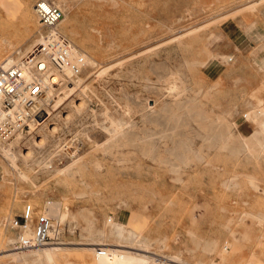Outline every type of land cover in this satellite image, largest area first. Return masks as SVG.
I'll list each match as a JSON object with an SVG mask.
<instances>
[{
	"label": "rangeland",
	"instance_id": "obj_1",
	"mask_svg": "<svg viewBox=\"0 0 264 264\" xmlns=\"http://www.w3.org/2000/svg\"><path fill=\"white\" fill-rule=\"evenodd\" d=\"M36 1L0 0L1 68L40 41ZM50 1L88 62L53 76L14 157L0 145V264H264V0ZM28 204L61 243L14 249L3 224ZM115 221L143 246L117 247Z\"/></svg>",
	"mask_w": 264,
	"mask_h": 264
},
{
	"label": "built area",
	"instance_id": "obj_2",
	"mask_svg": "<svg viewBox=\"0 0 264 264\" xmlns=\"http://www.w3.org/2000/svg\"><path fill=\"white\" fill-rule=\"evenodd\" d=\"M33 8L43 29L40 41L19 62L6 69L0 67V142L3 143L28 127L29 122L42 119L41 102L48 86L45 78L52 79L53 74L60 73L65 66L71 76H77L84 66L81 59L68 63L66 53L71 43L57 28L63 18L60 8L47 0H37ZM24 68L34 74L28 82L23 77ZM3 225L17 231L13 247L18 250L61 243L64 235L60 223L48 217L44 210L35 214L30 204L19 217L6 220Z\"/></svg>",
	"mask_w": 264,
	"mask_h": 264
},
{
	"label": "bare ground",
	"instance_id": "obj_3",
	"mask_svg": "<svg viewBox=\"0 0 264 264\" xmlns=\"http://www.w3.org/2000/svg\"><path fill=\"white\" fill-rule=\"evenodd\" d=\"M47 1L51 2L50 0H47ZM51 3L54 4V2H51ZM54 5H56V4H54ZM56 6H58V5H56ZM63 18L60 20L59 25L62 23ZM71 44L69 45V48H68L67 53H66V56H67V59H68V63L71 64V63H74V62H79V60L81 59V63H84V66H86V64L88 62L87 56L84 55V54H81L79 52H76ZM16 62L17 61H15V60L10 61L7 64L6 68L9 67L11 64L16 63ZM67 67L68 66H65L63 68V70L60 71V73H54L53 74L54 76H58V78H59L58 80H60L61 82L65 81V79L63 78L64 75L67 76V77H72L71 74L68 71H64ZM62 71H63V73H62ZM23 77H24L25 81L28 82V81L33 79L34 74L32 72H30L27 68H24ZM70 79L71 78H69V81H70ZM45 81L48 83V86H47L46 90H48V96H49L48 99L49 100H46V102L44 103L45 97L43 96V98H42V102H41V110L43 111L42 112V118L44 117L45 114H50L49 109L46 108V105H45L46 103H47V105L50 106L52 99H53V101H56V103L54 104L53 108H56L58 106V103H59V102H57L58 101L57 98H55V96H54L55 95L54 90L56 88V84H53V82H55V81H53L52 79L47 80V78H45ZM69 81H67V82H69ZM70 85H71V87H70ZM75 85H76V83L73 80V82H70V83L67 84V88L71 89V88L75 87ZM45 93H46V91H45ZM83 105H84V103L80 102V103L75 105V108L76 109H81L83 107ZM45 109H47L48 112H46ZM69 117H71V115L67 114L66 117H62V119L66 121V120L69 119ZM45 121H47V120H44L42 123H40L39 121L38 122L34 121L32 123H39L40 125H43L45 123ZM28 127H29V125H28ZM57 130H58V127L54 126L53 128L50 129V133H55ZM21 136H22V132H21V129H20L10 141H8L6 143L0 142L2 150H4V152L6 154L11 155L12 157H14V154L11 151V147L16 145V144H18V141L20 140ZM44 140H45L44 138H42L39 141L35 140L34 143L37 146H42L44 144ZM22 156H23V154H22ZM30 156H31V152L30 151L24 153V157L25 158H29ZM72 160H73V164L77 163V160H75L74 158H72ZM55 221L58 222L57 220H55ZM58 223H60V222H58ZM110 235L113 237V239H114L113 241H115L114 244H117V247H119V246H121V247H123V246H125V247L131 246V247L138 248V246H143V244L140 241V238L138 237V235L135 234L133 231L127 229L119 221H115L112 224L111 230H110ZM57 244H59V243H57ZM139 249L142 250L143 248H139ZM24 255H29L31 258L35 259V261H37V262H40V260L44 257L48 264H53L55 250H51V249L45 250L44 249L42 251L25 252Z\"/></svg>",
	"mask_w": 264,
	"mask_h": 264
},
{
	"label": "crops",
	"instance_id": "obj_4",
	"mask_svg": "<svg viewBox=\"0 0 264 264\" xmlns=\"http://www.w3.org/2000/svg\"><path fill=\"white\" fill-rule=\"evenodd\" d=\"M260 3H262V1L260 0L259 2H257V3H255V4H252V5H250L249 7H253V6H255V5H259ZM252 54L254 55V56H258V58L259 59H261V60H259L258 58V61H257V64L260 66V68L262 69H264V41L262 42V44H260L258 47H256L253 51H252ZM263 56V57H262ZM225 57L223 56L222 57V59H224ZM252 96H256L255 94L254 95H252ZM256 99H257V102H258V106L259 107H261L262 106V104H259V102L260 101H262V99L261 98H259V97H257L256 96ZM264 109H260V108H258L256 111H263ZM257 131V130H256ZM264 132L263 131H260L259 133L257 132V134L253 137V138H255L256 140L255 141H253V143H264L263 141H261V139L263 138V137H261V134H263Z\"/></svg>",
	"mask_w": 264,
	"mask_h": 264
}]
</instances>
